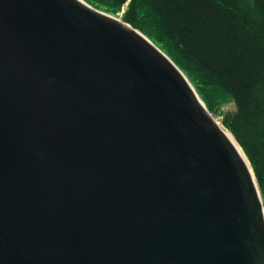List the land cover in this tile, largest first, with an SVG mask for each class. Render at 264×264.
I'll return each mask as SVG.
<instances>
[{"label": "water", "instance_id": "water-1", "mask_svg": "<svg viewBox=\"0 0 264 264\" xmlns=\"http://www.w3.org/2000/svg\"><path fill=\"white\" fill-rule=\"evenodd\" d=\"M250 166L129 23L0 0V264H264Z\"/></svg>", "mask_w": 264, "mask_h": 264}, {"label": "trees", "instance_id": "trees-1", "mask_svg": "<svg viewBox=\"0 0 264 264\" xmlns=\"http://www.w3.org/2000/svg\"><path fill=\"white\" fill-rule=\"evenodd\" d=\"M140 30L223 116L264 200V0H85ZM234 103L235 110L222 112Z\"/></svg>", "mask_w": 264, "mask_h": 264}, {"label": "rangeland", "instance_id": "rangeland-1", "mask_svg": "<svg viewBox=\"0 0 264 264\" xmlns=\"http://www.w3.org/2000/svg\"><path fill=\"white\" fill-rule=\"evenodd\" d=\"M115 15H117L118 17L119 16L122 17L123 16V11L118 13V14H115ZM234 110H235V105H234V103L231 102V103H229V104L224 106L222 112L227 113V112H232ZM217 119L220 122V124L223 125L224 128H226L225 125L223 124V116H222V114L217 115Z\"/></svg>", "mask_w": 264, "mask_h": 264}, {"label": "bare ground", "instance_id": "bare-ground-1", "mask_svg": "<svg viewBox=\"0 0 264 264\" xmlns=\"http://www.w3.org/2000/svg\"><path fill=\"white\" fill-rule=\"evenodd\" d=\"M225 130H226V129H225ZM226 132H227L229 138L233 141V143H234L235 146L237 147L239 153L241 154V156L243 157V159L245 160V162L247 163V165L249 166V168H250V170H251V172H252V169H251L250 163H249V161H248V159H247V157H246V155H245L243 149L241 148L240 144L236 141V139L234 138L233 134H232L230 131L226 130Z\"/></svg>", "mask_w": 264, "mask_h": 264}]
</instances>
